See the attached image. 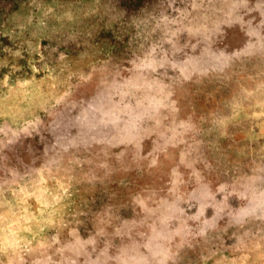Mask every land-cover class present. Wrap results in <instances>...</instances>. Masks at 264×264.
Instances as JSON below:
<instances>
[{
	"label": "rangeland",
	"instance_id": "1",
	"mask_svg": "<svg viewBox=\"0 0 264 264\" xmlns=\"http://www.w3.org/2000/svg\"><path fill=\"white\" fill-rule=\"evenodd\" d=\"M132 16L0 0V264H264V0Z\"/></svg>",
	"mask_w": 264,
	"mask_h": 264
},
{
	"label": "trees",
	"instance_id": "2",
	"mask_svg": "<svg viewBox=\"0 0 264 264\" xmlns=\"http://www.w3.org/2000/svg\"><path fill=\"white\" fill-rule=\"evenodd\" d=\"M102 1H107V0H102ZM109 1L113 2L114 5L124 10L128 16L131 15L136 16L141 10V8L144 6V3L147 2L148 0H109Z\"/></svg>",
	"mask_w": 264,
	"mask_h": 264
}]
</instances>
